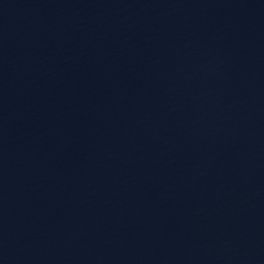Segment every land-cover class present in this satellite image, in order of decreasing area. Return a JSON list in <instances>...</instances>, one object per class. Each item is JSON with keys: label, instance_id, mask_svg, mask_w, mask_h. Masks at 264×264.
Masks as SVG:
<instances>
[{"label": "water", "instance_id": "95a60500", "mask_svg": "<svg viewBox=\"0 0 264 264\" xmlns=\"http://www.w3.org/2000/svg\"><path fill=\"white\" fill-rule=\"evenodd\" d=\"M0 264H264V0H0Z\"/></svg>", "mask_w": 264, "mask_h": 264}]
</instances>
